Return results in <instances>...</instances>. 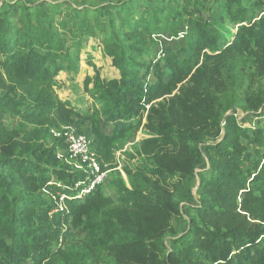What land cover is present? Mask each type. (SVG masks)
Wrapping results in <instances>:
<instances>
[{
	"label": "trees",
	"instance_id": "trees-1",
	"mask_svg": "<svg viewBox=\"0 0 264 264\" xmlns=\"http://www.w3.org/2000/svg\"><path fill=\"white\" fill-rule=\"evenodd\" d=\"M205 1L0 0V264H264V126L233 112L242 97L264 117V0H211L203 22ZM185 22L181 52L155 60L162 33ZM95 56L112 76L101 78ZM83 61L95 71L84 81L93 116L113 126L106 136L92 116L97 157L106 162L145 111L153 135L145 160L123 170L128 186L119 173L112 181L116 201L101 186L76 198L82 175L56 158L61 141L45 148L51 129L82 122L57 92ZM5 115L18 120L11 132ZM202 165L209 176L197 179ZM68 226L84 243L67 244Z\"/></svg>",
	"mask_w": 264,
	"mask_h": 264
},
{
	"label": "rangeland",
	"instance_id": "rangeland-1",
	"mask_svg": "<svg viewBox=\"0 0 264 264\" xmlns=\"http://www.w3.org/2000/svg\"><path fill=\"white\" fill-rule=\"evenodd\" d=\"M37 1V0H33ZM48 1V0H43ZM76 0H71V2H74ZM79 2L86 1V3L89 2H101V1H116V0H78ZM216 6L213 4L211 0H206L204 4V8L201 9L202 18H199L201 21L206 22L208 20H211L214 12V9ZM192 10V8H190ZM197 16V15H195ZM211 24L212 21H210ZM228 30L232 32V34L235 33V28L233 26L228 25ZM177 35L174 36L172 33L164 31L161 35V45L157 47V53L155 60H162V54H164V51H172L174 53H180L181 50L185 46L186 38L190 34V27L188 23H184L183 26L179 27L176 30ZM83 58V57H82ZM86 61V60H85ZM83 61L80 64V69L78 73L75 76L68 75L66 73H61L60 78L64 82V86L57 92L58 98L63 103H69L70 106H72L75 109V112L79 114L81 119H78L77 117H73V120L75 126L78 129V132L85 135L90 141L94 140V136L91 132L92 128V116L93 112L96 108L95 99L92 98V85L87 90L84 88V81L86 77L91 78V80L94 79L95 71L87 66V62ZM91 62L94 63V65L97 68V72L101 76L102 79L105 80L106 77H110L113 75V71L107 67L109 64L107 61L100 59V57L95 56L92 57ZM109 66V65H108ZM150 82H153L152 78H149ZM186 81H184L182 84H184ZM178 85V88L182 85ZM177 91L173 92L169 96H164L158 100H156L153 103L161 102L162 100H167L171 97H173ZM97 108H100V104L97 103ZM149 106H146V110H148ZM235 110L233 111L237 121L241 126L250 127L252 129L258 127V126H264V117L262 118H256L255 115H253L252 111L248 110L242 101V97H239V100L235 103L234 106ZM258 112H261L258 111ZM257 112V113H258ZM147 112L145 111L143 114V118L141 120L140 125L132 131V135L125 136L120 141L114 143V147L110 150V156L108 160L105 162L102 157L98 155L97 158H99L98 162L100 164V167L103 171L107 173L106 180L104 184L100 187V190L103 194V196L111 198L112 200L116 201L117 194L115 189L112 186V181L117 178V174L119 173L122 177V179L126 182L128 186V181L126 178V175L124 173V169H130L133 168L141 161L145 160V155L143 153V150L141 148V142L147 139L152 138V134L145 128V125L147 123L146 121ZM93 120H96L98 123L99 130L102 134L106 136H110L111 131L113 129V126L111 124L104 126L103 119L99 116L96 119V116H93ZM3 123L5 127L9 129V132L13 131L17 128L18 120L14 116L5 115ZM77 123V124H76ZM56 146V143L53 139L50 137L47 139L45 143V148L47 149H53ZM58 147V146H57ZM56 147V148H57ZM93 149V146H92ZM94 151V149H93ZM57 152L65 153L66 150L64 149V146L56 149ZM95 152V151H94ZM96 153V152H95ZM97 156V154H96ZM200 175L209 176L208 167L207 165H202L199 167L198 170H196V176L197 179ZM191 196L188 195V199L184 200V202H181V210L182 213H185V207L191 206L194 204V202H197V180L194 181L191 189ZM43 198L47 199L46 193H42ZM60 199H63L60 197ZM194 199V202H193ZM118 204L115 202L114 207H117ZM182 224L179 225V228H182ZM70 238L66 241L67 244L70 245H81L84 243L85 235L81 230L74 229L72 226H68ZM66 242L64 246L66 245ZM62 243H60L61 245ZM91 249V248H90ZM94 251L93 249H91ZM97 260V259H95ZM109 261V259L103 257V260L97 261V264H104L105 261Z\"/></svg>",
	"mask_w": 264,
	"mask_h": 264
},
{
	"label": "built area",
	"instance_id": "built-area-1",
	"mask_svg": "<svg viewBox=\"0 0 264 264\" xmlns=\"http://www.w3.org/2000/svg\"><path fill=\"white\" fill-rule=\"evenodd\" d=\"M50 135L52 139L60 140L66 150L65 153L57 152L56 158L82 175V181L74 185L76 198L83 199L104 184L107 173L101 169L92 143L85 135L73 125L51 129ZM61 198L64 199V195Z\"/></svg>",
	"mask_w": 264,
	"mask_h": 264
}]
</instances>
